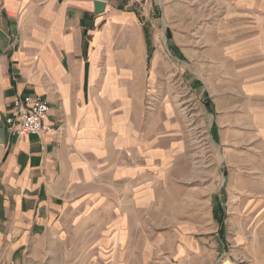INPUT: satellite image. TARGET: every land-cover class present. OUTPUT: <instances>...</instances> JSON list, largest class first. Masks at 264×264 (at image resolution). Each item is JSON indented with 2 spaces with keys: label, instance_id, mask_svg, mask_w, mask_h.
<instances>
[{
  "label": "crops",
  "instance_id": "0c3cea01",
  "mask_svg": "<svg viewBox=\"0 0 264 264\" xmlns=\"http://www.w3.org/2000/svg\"><path fill=\"white\" fill-rule=\"evenodd\" d=\"M94 1L0 0V264H47L53 247L63 258L81 217L100 210L113 216V230L125 229L121 216L131 211L122 199H137L142 214V199L158 198L184 149L179 100L155 94L160 56H149L144 30L146 23L158 30L161 1L99 0L106 3L99 15ZM234 19L252 22L237 37L259 47L264 20L231 16L227 25ZM226 31L232 35L222 29V38H236ZM222 42L233 49L234 41ZM246 87L264 102V78ZM19 94L49 103L51 134H8ZM201 100L213 113L209 92ZM262 129L264 138V122ZM210 130L218 143L223 126L214 121Z\"/></svg>",
  "mask_w": 264,
  "mask_h": 264
},
{
  "label": "rangeland",
  "instance_id": "374dc122",
  "mask_svg": "<svg viewBox=\"0 0 264 264\" xmlns=\"http://www.w3.org/2000/svg\"><path fill=\"white\" fill-rule=\"evenodd\" d=\"M160 1L158 30L151 23L144 30L149 56L155 50L160 56L155 94L179 100L184 149L169 182L159 184L158 198L142 199V214L137 199H122L131 211L121 216L125 229L113 230V216L101 210L82 216L63 258L58 247L50 248L47 264H264V138L258 132L264 117L257 119L264 102L252 101L246 87L255 76L264 78V39L256 47L237 37L253 28L251 21L227 25L231 16L264 20V0ZM230 28L236 38H222L220 31ZM222 40L234 41L233 49L223 50ZM205 91L213 113L201 100ZM214 121L223 126L218 143Z\"/></svg>",
  "mask_w": 264,
  "mask_h": 264
},
{
  "label": "built area",
  "instance_id": "2783aa9c",
  "mask_svg": "<svg viewBox=\"0 0 264 264\" xmlns=\"http://www.w3.org/2000/svg\"><path fill=\"white\" fill-rule=\"evenodd\" d=\"M49 103L39 97L19 94L13 101L6 120V130L11 137L43 136L53 132L48 123Z\"/></svg>",
  "mask_w": 264,
  "mask_h": 264
},
{
  "label": "water",
  "instance_id": "95a60500",
  "mask_svg": "<svg viewBox=\"0 0 264 264\" xmlns=\"http://www.w3.org/2000/svg\"><path fill=\"white\" fill-rule=\"evenodd\" d=\"M94 6H95V14L99 15L105 11L106 3L103 1L96 0L94 1Z\"/></svg>",
  "mask_w": 264,
  "mask_h": 264
},
{
  "label": "trees",
  "instance_id": "16d2710c",
  "mask_svg": "<svg viewBox=\"0 0 264 264\" xmlns=\"http://www.w3.org/2000/svg\"><path fill=\"white\" fill-rule=\"evenodd\" d=\"M147 39H148V34H147ZM152 51H153V50H151V53H152ZM217 213H218V211H217V212H215V215H216ZM217 219H218V218H217ZM218 220H219V219H218Z\"/></svg>",
  "mask_w": 264,
  "mask_h": 264
}]
</instances>
